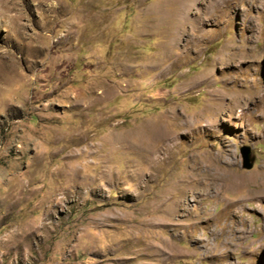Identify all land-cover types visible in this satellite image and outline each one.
I'll return each instance as SVG.
<instances>
[{"label": "rangeland", "instance_id": "rangeland-1", "mask_svg": "<svg viewBox=\"0 0 264 264\" xmlns=\"http://www.w3.org/2000/svg\"><path fill=\"white\" fill-rule=\"evenodd\" d=\"M259 177L264 0H0V264H264Z\"/></svg>", "mask_w": 264, "mask_h": 264}, {"label": "bare ground", "instance_id": "bare-ground-1", "mask_svg": "<svg viewBox=\"0 0 264 264\" xmlns=\"http://www.w3.org/2000/svg\"><path fill=\"white\" fill-rule=\"evenodd\" d=\"M239 95V94H238ZM237 98H238V96L237 95H235V96H233V97H230V100L231 101H233V102H236V100H237ZM235 107V106H234ZM231 112H232V110H231ZM210 125V124H209ZM209 125L206 127V128H208L209 127ZM187 127V126H186ZM205 128V129H206ZM164 137H168V133H166V132H162V134L160 135V136H157V138H164ZM151 138L152 139H154L152 136H151ZM155 141H158V140H155ZM176 147V145L175 144H172V145H169L168 146V148L166 149V157L164 158V160L165 159H168L169 158V154H170V152L174 149ZM207 167H209V166H207ZM202 170V169H201ZM209 170H210V168H208V174H209ZM214 170V169H213ZM212 172H214V171H212ZM203 173V172H202ZM200 174H201V171H200ZM207 174V175H208ZM214 174V173H213ZM188 175V174H187ZM198 174H196V176H197ZM202 175V174H201ZM215 186L213 187V188H215V190H217V183H218V177L216 176V172H215ZM204 176V175H203ZM226 176V175H225ZM229 176V175H228ZM234 177V176H233ZM184 178V177H183ZM191 178V177H190ZM212 178V177H211ZM220 178V177H219ZM226 178V177H225ZM187 180H190V179H182V181H181V183H182V185H184L185 187H186V185L188 184V182H187ZM198 180V179H197ZM258 181L259 180H261V183H259L258 184V186H259V189H258V191L256 192L258 195H264V179H263V177H259L258 179H257ZM196 181V180H195ZM220 182L221 181H223V179L221 180V178H220V180H219ZM226 181V180H225ZM233 181V180H232ZM236 181V180H235ZM179 182V181H178ZM219 182V183H220ZM180 183V182H179ZM178 183V184H179ZM190 183V182H189ZM222 183V182H221ZM227 183H228V181H227ZM257 183V182H256ZM229 184V183H228ZM233 185V184H232ZM183 186V187H184ZM188 186V185H187ZM221 186V188L223 187V183L220 185ZM224 186H226V185H224ZM234 186V185H233ZM228 188V187H227ZM230 188V187H229ZM226 189V188H225ZM202 191H204V189L202 190ZM221 191V190H220ZM218 191H215V194L216 195H218V193H217ZM220 195V194H219ZM233 205V204H232ZM240 217V216H239ZM241 218V217H240ZM221 220V219H220ZM240 220V219H239ZM221 232V231H220ZM235 233H236V235L234 234V235H225L224 236V238L225 239H223L224 240V242L223 243H225V244H228V246H237L238 245V243L241 241V240H244V239H246V231L244 230V229H239L238 231H234ZM227 239H229L230 240V242H228V241H226ZM212 248V247H211ZM210 251V250H209ZM220 255V254H219Z\"/></svg>", "mask_w": 264, "mask_h": 264}, {"label": "water", "instance_id": "water-1", "mask_svg": "<svg viewBox=\"0 0 264 264\" xmlns=\"http://www.w3.org/2000/svg\"><path fill=\"white\" fill-rule=\"evenodd\" d=\"M240 154L242 156V167L244 169H250L252 167L254 158L250 155V151L247 147L240 149Z\"/></svg>", "mask_w": 264, "mask_h": 264}]
</instances>
